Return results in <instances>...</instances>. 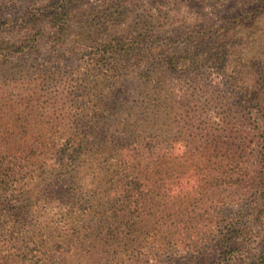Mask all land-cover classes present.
<instances>
[{"label": "trees", "instance_id": "1", "mask_svg": "<svg viewBox=\"0 0 264 264\" xmlns=\"http://www.w3.org/2000/svg\"><path fill=\"white\" fill-rule=\"evenodd\" d=\"M40 1L11 0L21 12L2 25L27 33L12 43L0 38V62L27 58L46 35L52 47L64 45L72 7L85 0ZM257 1L236 23L241 34L250 30L243 54L235 25L179 31V42L161 43L139 16L137 34L55 53V68L79 64L58 98L41 93L55 91L42 86L51 72L40 77L32 61L36 77L0 98V264L235 257L240 235L264 213V0ZM128 79L140 85L132 102L122 99ZM258 255L251 264H264V247Z\"/></svg>", "mask_w": 264, "mask_h": 264}, {"label": "rangeland", "instance_id": "2", "mask_svg": "<svg viewBox=\"0 0 264 264\" xmlns=\"http://www.w3.org/2000/svg\"><path fill=\"white\" fill-rule=\"evenodd\" d=\"M45 2L47 1H40L41 4ZM257 2V0H85L72 7L74 22L64 45L52 47L54 42L50 36L46 35L40 42V49L37 52L34 51L27 58L14 57L0 62V87L4 92V94L0 93V98H5L3 96L7 94V98L17 94L15 88H20V81L23 79L32 80L36 77L34 74L36 69L32 66L34 59L37 60L36 65L42 66L40 77L45 78L46 72H51L42 86L46 85L55 90L53 93L47 94L45 89H42L44 91L41 93L58 98L60 82L66 77L65 75L75 78L71 71L79 64L69 60L63 63L59 62L60 67L55 68V64L49 63L52 61L50 59H55V53L60 54L67 45L82 46L85 43L88 46L91 43L96 44L116 36L137 34L141 30L136 25L139 16L148 18L149 29L159 35L157 39H160L161 43L165 42L168 37L172 42H179L177 41L180 38L177 35L179 31H184L186 33L184 36L193 34L192 32L195 30L203 31L204 29L208 32H225L229 27L237 25L243 10L253 7ZM20 12L19 3L13 4L11 0H0V38L12 43L27 33V30L5 28L2 25L3 20ZM38 23L44 27L48 34H52L53 30L48 19H41ZM233 33L232 30L231 34ZM240 34L241 31L236 26L235 37H241V39H238L234 46L237 51L243 54L250 48L246 44L250 30H243ZM245 56L247 57V54ZM126 82L128 89L122 95V99L132 102L139 93L140 85L133 79H128ZM4 112H8V109ZM5 121L4 118L1 122ZM236 209L238 208H233L231 215H235ZM225 213L229 214L230 212L225 211ZM262 216L263 219L257 222L252 220L247 231L240 235L243 245L229 263H219L213 260L195 262L191 260V255L187 254L184 258L160 256L154 260L144 261V264H251L259 257L258 254L264 247V213Z\"/></svg>", "mask_w": 264, "mask_h": 264}]
</instances>
